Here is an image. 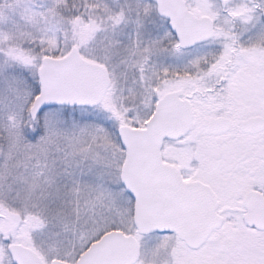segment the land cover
<instances>
[{
	"label": "snow or ice",
	"instance_id": "obj_1",
	"mask_svg": "<svg viewBox=\"0 0 264 264\" xmlns=\"http://www.w3.org/2000/svg\"><path fill=\"white\" fill-rule=\"evenodd\" d=\"M0 264H264V0H0Z\"/></svg>",
	"mask_w": 264,
	"mask_h": 264
}]
</instances>
